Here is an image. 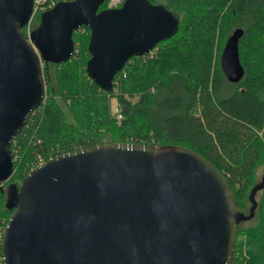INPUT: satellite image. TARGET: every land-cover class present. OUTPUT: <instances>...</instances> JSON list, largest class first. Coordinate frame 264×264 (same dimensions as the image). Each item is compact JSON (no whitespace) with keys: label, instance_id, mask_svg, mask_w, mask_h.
I'll return each mask as SVG.
<instances>
[{"label":"water","instance_id":"95a60500","mask_svg":"<svg viewBox=\"0 0 264 264\" xmlns=\"http://www.w3.org/2000/svg\"><path fill=\"white\" fill-rule=\"evenodd\" d=\"M57 2L40 14L29 40L22 28L32 0H0V192L10 215L2 264H231L236 225L252 218L261 179L245 214L221 172L177 144L105 142L62 152L7 182L11 141L45 95L41 60L63 62L73 31L89 28L86 71L100 89L132 56L151 51L176 30V17L149 0ZM98 9V10H97ZM242 27L227 36L219 65L241 80Z\"/></svg>","mask_w":264,"mask_h":264},{"label":"trees","instance_id":"16d2710c","mask_svg":"<svg viewBox=\"0 0 264 264\" xmlns=\"http://www.w3.org/2000/svg\"><path fill=\"white\" fill-rule=\"evenodd\" d=\"M149 1L173 13L176 30L126 60L110 88L87 74V26L73 31L68 60H41L45 95L9 145L13 168L5 183H18L51 156L95 144H177L214 165L247 214L249 191L264 170V0ZM237 26L244 31L237 43L244 73L234 83L218 57ZM257 193L252 218L236 225L231 264H264V187ZM3 198L0 192V238L11 212Z\"/></svg>","mask_w":264,"mask_h":264},{"label":"built area","instance_id":"2783aa9c","mask_svg":"<svg viewBox=\"0 0 264 264\" xmlns=\"http://www.w3.org/2000/svg\"><path fill=\"white\" fill-rule=\"evenodd\" d=\"M60 1H68V0H32V12L29 21L23 27L24 28V36L28 39V42L31 44L34 50L37 51L34 44L29 40V35L31 32V20L35 15H40L43 11H46L53 7L57 2ZM105 1V8H116L123 4L124 0H104ZM118 111L117 106L113 107V113ZM118 115V114H117ZM119 116V115H118ZM41 163V162H39Z\"/></svg>","mask_w":264,"mask_h":264},{"label":"rangeland","instance_id":"374dc122","mask_svg":"<svg viewBox=\"0 0 264 264\" xmlns=\"http://www.w3.org/2000/svg\"><path fill=\"white\" fill-rule=\"evenodd\" d=\"M114 101H115L114 99L111 100V103H112L113 107L116 105V103H115ZM261 175H262V167H259V168H258V173H257L258 181L260 180ZM257 197H258V193H257V195H255V199H256Z\"/></svg>","mask_w":264,"mask_h":264}]
</instances>
